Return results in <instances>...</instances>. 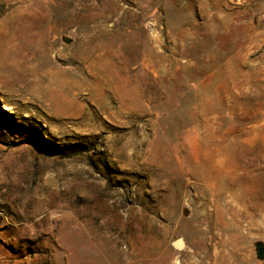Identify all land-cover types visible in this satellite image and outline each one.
<instances>
[{
	"label": "rangeland",
	"instance_id": "374dc122",
	"mask_svg": "<svg viewBox=\"0 0 264 264\" xmlns=\"http://www.w3.org/2000/svg\"><path fill=\"white\" fill-rule=\"evenodd\" d=\"M256 242L264 0H0V264H264Z\"/></svg>",
	"mask_w": 264,
	"mask_h": 264
},
{
	"label": "water",
	"instance_id": "95a60500",
	"mask_svg": "<svg viewBox=\"0 0 264 264\" xmlns=\"http://www.w3.org/2000/svg\"><path fill=\"white\" fill-rule=\"evenodd\" d=\"M66 41H69V39L65 38ZM172 246L176 249H181L183 247V241L181 238H178L172 242ZM255 254L256 258L259 260L264 259V244L262 242H256L255 243Z\"/></svg>",
	"mask_w": 264,
	"mask_h": 264
}]
</instances>
